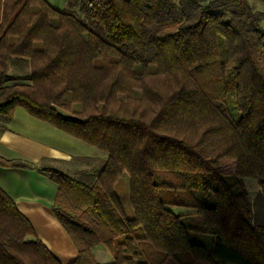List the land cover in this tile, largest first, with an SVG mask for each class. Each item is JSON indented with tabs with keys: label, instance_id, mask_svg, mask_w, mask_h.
I'll list each match as a JSON object with an SVG mask.
<instances>
[{
	"label": "trees",
	"instance_id": "trees-1",
	"mask_svg": "<svg viewBox=\"0 0 264 264\" xmlns=\"http://www.w3.org/2000/svg\"><path fill=\"white\" fill-rule=\"evenodd\" d=\"M82 8L97 31L46 0H0V116L20 107L107 155L78 176L40 169L57 184L69 264H98L99 245L111 264H264V12L248 0ZM123 174L131 217L115 190ZM244 179L258 183L256 205ZM173 207L200 215L210 248ZM0 264H60L1 188Z\"/></svg>",
	"mask_w": 264,
	"mask_h": 264
},
{
	"label": "crops",
	"instance_id": "crops-1",
	"mask_svg": "<svg viewBox=\"0 0 264 264\" xmlns=\"http://www.w3.org/2000/svg\"><path fill=\"white\" fill-rule=\"evenodd\" d=\"M258 10L264 12V4ZM260 28L264 31V21ZM17 108L8 118L0 116V160L22 161L30 167L0 164V188L14 200L36 237L59 263L69 264L77 251L52 211L57 184L40 169L57 168L70 176H78L83 171L101 169L107 155L94 153L88 158L81 152L80 143L75 142L81 141ZM98 249L100 264H111L110 253L101 247Z\"/></svg>",
	"mask_w": 264,
	"mask_h": 264
},
{
	"label": "rangeland",
	"instance_id": "rangeland-1",
	"mask_svg": "<svg viewBox=\"0 0 264 264\" xmlns=\"http://www.w3.org/2000/svg\"><path fill=\"white\" fill-rule=\"evenodd\" d=\"M46 1L53 8H55L59 11H65V12H69V13L73 14L78 20H80L87 27L88 31L95 32L98 30V26H97L96 21L89 18L83 12V8H82L83 7V0H46ZM248 2L254 10H258L260 8V6H262V4H264L263 0H248ZM98 63H100V61H98ZM7 72H8V74L12 73L10 66L7 69ZM224 104H225V107L230 112L231 116L235 120H237L241 116L240 112L237 110V108L235 106V100H234L233 96H228L226 98ZM17 110L23 111L22 108L21 109L17 108ZM63 113H65V112H63ZM75 142L80 143L81 152H83L88 158H90V156H93L94 153L103 154L102 152H100L99 150H97L96 148H94L88 144H85L82 142H77V141H75ZM46 168H50V167H46ZM244 184H245V187L248 191L250 201L252 202V204L256 205V201L261 200L259 198V197H261V196H259L260 188H259L257 182L255 183V179H244ZM115 190H116V193L119 196V198H120V200L124 206L126 215L128 217H131L133 213H132V209H131L130 204H129L128 176H127V174H123V176L118 180V182L116 183V186H115ZM206 202H207V204L212 203L211 200H207ZM170 209L175 214H181L182 215V217H181L182 221L184 223H186L187 225L192 227V229L189 231L191 241L201 243L204 246H206L207 248H210L211 242H212V236L199 231V229L203 228L200 215L194 213L193 210L188 209V208L173 207ZM98 247H101L102 249L107 251L108 254H109V252L102 245L95 246L91 249L94 258L97 260L98 264H100L101 258L99 256L100 252H99ZM109 256H110V254H109ZM98 259L100 262L98 261ZM110 259L112 261L111 256H110Z\"/></svg>",
	"mask_w": 264,
	"mask_h": 264
}]
</instances>
